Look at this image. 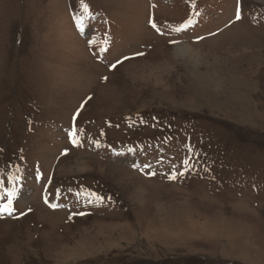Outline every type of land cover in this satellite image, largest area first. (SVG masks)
I'll return each instance as SVG.
<instances>
[{
  "label": "rangeland",
  "instance_id": "rangeland-1",
  "mask_svg": "<svg viewBox=\"0 0 264 264\" xmlns=\"http://www.w3.org/2000/svg\"><path fill=\"white\" fill-rule=\"evenodd\" d=\"M8 191L0 264H264V0H0Z\"/></svg>",
  "mask_w": 264,
  "mask_h": 264
},
{
  "label": "snow or ice",
  "instance_id": "snow-or-ice-1",
  "mask_svg": "<svg viewBox=\"0 0 264 264\" xmlns=\"http://www.w3.org/2000/svg\"><path fill=\"white\" fill-rule=\"evenodd\" d=\"M239 2V0H238ZM237 18L239 19L240 18V9L238 8L237 10ZM152 23V26L155 28L156 25L154 23V21H150ZM191 21H188L186 24L184 25H181V27H178L176 29H174L175 31H180L181 28L183 27H187L188 24H190ZM104 50V49H102ZM127 59V58H126ZM117 63H120V61H117ZM116 65H112V67L114 68ZM70 137L72 138V142L74 144L78 143L77 139H76V133L73 131V132H70ZM67 151V150H65ZM182 174V173H181ZM171 178H175V177H171ZM12 196H13V192L12 191H8V200H7V203L3 204V205H0V212H6L8 214H11L12 211H13V208H12ZM52 207H56L57 205H51ZM23 214V213H22Z\"/></svg>",
  "mask_w": 264,
  "mask_h": 264
},
{
  "label": "bare ground",
  "instance_id": "bare-ground-1",
  "mask_svg": "<svg viewBox=\"0 0 264 264\" xmlns=\"http://www.w3.org/2000/svg\"><path fill=\"white\" fill-rule=\"evenodd\" d=\"M260 1H262V0H260ZM192 46L193 45L189 44V43H182V44H178L177 43V44H174L173 49L175 50L174 52H175V55H177V56H181V57L188 56V57H191L193 55V52H194ZM81 168H83V167H81ZM83 170H85V169H79L78 171H83ZM76 173H77V171H76ZM233 239H235V238H233Z\"/></svg>",
  "mask_w": 264,
  "mask_h": 264
}]
</instances>
